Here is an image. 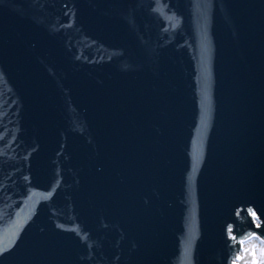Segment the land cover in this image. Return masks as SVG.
Wrapping results in <instances>:
<instances>
[{"label":"water","instance_id":"water-1","mask_svg":"<svg viewBox=\"0 0 264 264\" xmlns=\"http://www.w3.org/2000/svg\"><path fill=\"white\" fill-rule=\"evenodd\" d=\"M251 233L264 0H0V264H229Z\"/></svg>","mask_w":264,"mask_h":264},{"label":"snow or ice","instance_id":"snow-or-ice-1","mask_svg":"<svg viewBox=\"0 0 264 264\" xmlns=\"http://www.w3.org/2000/svg\"><path fill=\"white\" fill-rule=\"evenodd\" d=\"M247 212L249 216L251 217L252 222L259 221L260 217L257 215V212L253 208H248ZM239 215V213H237ZM256 227H260L259 223H256ZM233 226L228 225L227 232H228V238L230 240H235L236 236L233 235ZM257 240L259 241V245H252L251 247H242L241 251L245 253V255H241L237 253L234 258L229 262V264H264V239H262L260 236H257L255 233H251L246 237L245 240H241V245H245L246 242ZM0 255H3V250H0ZM245 256H250V260H246Z\"/></svg>","mask_w":264,"mask_h":264},{"label":"bare ground","instance_id":"bare-ground-1","mask_svg":"<svg viewBox=\"0 0 264 264\" xmlns=\"http://www.w3.org/2000/svg\"><path fill=\"white\" fill-rule=\"evenodd\" d=\"M256 235L259 236L258 234H256ZM260 237H261V236H260ZM261 238L264 239L263 237H261ZM259 243H260L259 241L255 240L253 245H259ZM250 259H251V257L249 258V260H250Z\"/></svg>","mask_w":264,"mask_h":264}]
</instances>
